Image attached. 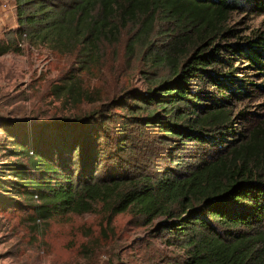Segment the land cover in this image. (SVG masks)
Wrapping results in <instances>:
<instances>
[{
	"label": "trees",
	"instance_id": "1",
	"mask_svg": "<svg viewBox=\"0 0 264 264\" xmlns=\"http://www.w3.org/2000/svg\"><path fill=\"white\" fill-rule=\"evenodd\" d=\"M14 1L17 29L13 39L0 45V54H18L19 43L29 40L76 54L81 69L88 71L100 63L104 42L115 40L120 28L138 23L129 49L142 48L144 55L154 57L152 63L172 69L170 78L145 92L131 89L112 102L126 111L116 136L110 133L113 118L99 110L41 123L31 132L9 125L8 131H17L12 155L20 161L4 168L19 195L37 197L31 221L92 213L99 206L107 221L125 212L147 225L162 217L155 232L181 241L186 249L181 264H264V178L250 167L264 161V121L240 144L230 141L225 151L218 149L208 158L202 153L189 164H181L179 156L168 157L173 167L152 170L155 149L179 140L218 146L219 137L231 130L228 106L248 93L237 69L214 74L228 64L229 58L219 55L231 53L263 71L264 38L208 50L243 1L263 12L264 0ZM158 14L171 26L157 47ZM70 81L69 98L85 97L80 80ZM197 83L217 88L208 97L211 105L203 104L205 93ZM259 88L264 91V85ZM147 130L155 132L145 138ZM4 181L0 178V187L7 191ZM13 206L0 196V208Z\"/></svg>",
	"mask_w": 264,
	"mask_h": 264
},
{
	"label": "rangeland",
	"instance_id": "2",
	"mask_svg": "<svg viewBox=\"0 0 264 264\" xmlns=\"http://www.w3.org/2000/svg\"><path fill=\"white\" fill-rule=\"evenodd\" d=\"M15 15V1L0 0V45L14 38L12 32L17 29ZM170 26L163 23L161 14L157 15L154 27L157 47L165 42L162 34ZM137 29L138 23L120 28L115 40L104 42L100 63L88 71L81 69L76 54L29 40L19 43L18 54H0V178L7 183L4 185L7 191L0 187V196L15 204L0 208V264H181L185 260L186 249L180 246L181 241L172 239L165 231L155 232L162 217L147 225L125 212L107 221V215L99 206L92 213L31 221L32 206L39 204L37 197L29 199L19 195L21 190L11 186L14 179L6 175L4 168L5 164L20 161L12 155L15 150L13 136L17 131L16 128L8 131L11 124L26 126L31 132L41 123L72 119L99 110L113 118L109 123L112 136L119 133L120 117L126 111L112 102L131 89L145 92L148 87L172 75L170 65L152 63L154 57L144 55L142 48L132 49L134 52L129 49ZM257 37L264 38V11L254 10L252 4L243 1L242 7L229 15L220 34L211 39L208 52L217 46H243ZM188 52L190 55L194 53L193 50ZM230 54L221 52L220 59L228 57V64L225 68H215L214 74L224 75L230 68L237 69L235 75L246 83L248 97L241 101L231 100L228 107L233 126L229 133L219 137L222 140L218 146L179 140L170 148L155 149L152 170L173 167L174 163L168 157L173 160L179 156L181 164H189L202 153L208 158L218 149L225 151L231 146L230 141L240 144V140L264 121V91L259 88L264 85V70L258 71ZM73 78L80 80L81 91L86 93L78 100L70 99L66 90ZM198 85L205 93L202 94L205 95L203 104L211 105L208 97L215 96L217 88L211 83L207 87L197 83L195 87ZM154 132L147 130L144 137ZM250 167L253 173L261 172L260 178H264V161Z\"/></svg>",
	"mask_w": 264,
	"mask_h": 264
}]
</instances>
